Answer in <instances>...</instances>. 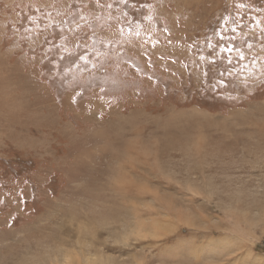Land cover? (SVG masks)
<instances>
[{
	"label": "rangeland",
	"instance_id": "rangeland-1",
	"mask_svg": "<svg viewBox=\"0 0 264 264\" xmlns=\"http://www.w3.org/2000/svg\"><path fill=\"white\" fill-rule=\"evenodd\" d=\"M236 3L264 21V0H0V264H264V68L212 90L225 65L189 48Z\"/></svg>",
	"mask_w": 264,
	"mask_h": 264
},
{
	"label": "snow or ice",
	"instance_id": "snow-or-ice-1",
	"mask_svg": "<svg viewBox=\"0 0 264 264\" xmlns=\"http://www.w3.org/2000/svg\"><path fill=\"white\" fill-rule=\"evenodd\" d=\"M99 0H97V3ZM127 0H121V3H126ZM108 8H112V4L107 5ZM235 7L238 11L235 13V19H232L231 13L223 16L220 19L218 26L215 31V36H208L203 42H197L189 46L190 50L194 54L193 66L199 68L201 66L199 62L207 61L208 64L222 63L225 67L218 72V76L215 82L210 84L212 90H217L219 87L227 88L232 83L233 86H236L233 77L237 74L234 72L236 67L240 69V75L244 78L245 82L247 79H250L249 76V66L250 65H260L261 68H264V21L258 20L255 17L249 15L248 19L251 20V23L247 25V29L244 27V18L240 10L246 9L244 3H236ZM26 25L24 28H17V31L24 34L25 38L31 37L32 39H39L41 35L47 30L48 25L43 24L33 27L31 22ZM67 24V21L57 25L52 23L50 25L53 33L60 32L61 35L64 34L63 29L64 25ZM68 31H71L69 28ZM120 32L123 31L121 27ZM149 32V30H146ZM78 35V34H77ZM136 37L140 38L137 42V48L141 46L140 41L144 45H149L152 48L159 46L161 43V36L157 35H148L146 37H141L140 32H136ZM171 32L168 28H163L162 36L167 38L170 37ZM85 40L88 39L87 36L84 37ZM105 42L111 43V37L105 36ZM45 43H48V38L45 37ZM168 44H171V40H167ZM205 49L208 51V55H205ZM29 51L35 57V49L30 48ZM41 51H43V46H41ZM83 58V57H79ZM163 59V57H160ZM65 57H61V60ZM73 63L75 60L72 61ZM44 63H48V60L45 59ZM175 63V61H173ZM43 66V65H42ZM137 71H140L137 69ZM207 69L205 68L204 76L207 77ZM57 78H54L52 83L55 84ZM151 79V77H149ZM205 83L209 81L205 80ZM63 85V81H61ZM78 87V86H77ZM81 96L84 93H80ZM73 103L76 102V97H73Z\"/></svg>",
	"mask_w": 264,
	"mask_h": 264
},
{
	"label": "bare ground",
	"instance_id": "bare-ground-1",
	"mask_svg": "<svg viewBox=\"0 0 264 264\" xmlns=\"http://www.w3.org/2000/svg\"><path fill=\"white\" fill-rule=\"evenodd\" d=\"M66 260H67V261H66L65 263H66V264H69L70 262H68V261L71 260V262H72L73 258H72L71 256H68Z\"/></svg>",
	"mask_w": 264,
	"mask_h": 264
}]
</instances>
